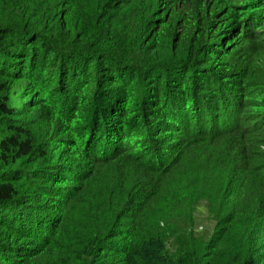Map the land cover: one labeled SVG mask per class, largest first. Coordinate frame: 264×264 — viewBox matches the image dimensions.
<instances>
[{
    "label": "trees",
    "instance_id": "trees-1",
    "mask_svg": "<svg viewBox=\"0 0 264 264\" xmlns=\"http://www.w3.org/2000/svg\"><path fill=\"white\" fill-rule=\"evenodd\" d=\"M0 264H264V0H0Z\"/></svg>",
    "mask_w": 264,
    "mask_h": 264
},
{
    "label": "rangeland",
    "instance_id": "rangeland-1",
    "mask_svg": "<svg viewBox=\"0 0 264 264\" xmlns=\"http://www.w3.org/2000/svg\"><path fill=\"white\" fill-rule=\"evenodd\" d=\"M23 86L14 87L12 90V98H19V94L22 92ZM21 95V94H20ZM18 96V97H17ZM183 222H180V226ZM213 222L208 218L207 211L204 205L201 203L195 211V230L196 233L203 234L208 237L212 232Z\"/></svg>",
    "mask_w": 264,
    "mask_h": 264
}]
</instances>
